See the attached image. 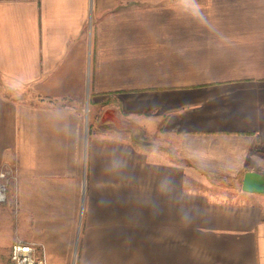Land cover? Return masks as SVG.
Listing matches in <instances>:
<instances>
[{"label":"crops","instance_id":"obj_1","mask_svg":"<svg viewBox=\"0 0 264 264\" xmlns=\"http://www.w3.org/2000/svg\"><path fill=\"white\" fill-rule=\"evenodd\" d=\"M6 166L0 264H264V0H0Z\"/></svg>","mask_w":264,"mask_h":264},{"label":"built area","instance_id":"obj_2","mask_svg":"<svg viewBox=\"0 0 264 264\" xmlns=\"http://www.w3.org/2000/svg\"><path fill=\"white\" fill-rule=\"evenodd\" d=\"M15 177L12 166L0 169V203L7 202L9 197V186ZM39 247L35 242L17 240L11 246L8 264H47L44 255H39Z\"/></svg>","mask_w":264,"mask_h":264},{"label":"rangeland","instance_id":"obj_3","mask_svg":"<svg viewBox=\"0 0 264 264\" xmlns=\"http://www.w3.org/2000/svg\"><path fill=\"white\" fill-rule=\"evenodd\" d=\"M84 106V113H85V116H86V129L87 127H92V126H97L99 127V123L100 124H105V125H101L100 129L101 131H103V129H107L106 127L107 126H113V127H117V129H125L127 132L130 131V133L132 134V136H137L138 140H140L142 138V136L144 137L145 136V130H143V128L135 121H126L125 119H122L120 118V116L117 114L115 108H111L109 106L103 108L101 110V114H100V117L98 118V120L95 122L94 124V121L95 120H92L90 118V121H89V118H88V114H89V103L86 101L84 102L83 104ZM112 131V130H110ZM108 131V132H110ZM114 131V130H113ZM225 184H228L229 182L228 181H224ZM230 184V183H229ZM74 264H77L74 263Z\"/></svg>","mask_w":264,"mask_h":264},{"label":"water","instance_id":"obj_4","mask_svg":"<svg viewBox=\"0 0 264 264\" xmlns=\"http://www.w3.org/2000/svg\"><path fill=\"white\" fill-rule=\"evenodd\" d=\"M242 189L247 192L264 193V174L256 171L245 172Z\"/></svg>","mask_w":264,"mask_h":264},{"label":"trees","instance_id":"obj_5","mask_svg":"<svg viewBox=\"0 0 264 264\" xmlns=\"http://www.w3.org/2000/svg\"><path fill=\"white\" fill-rule=\"evenodd\" d=\"M132 137H133V140H134V141H135V140H137V138H138V137H137V136H135V135H134V136H132Z\"/></svg>","mask_w":264,"mask_h":264}]
</instances>
